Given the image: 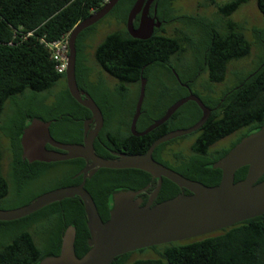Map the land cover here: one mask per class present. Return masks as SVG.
Segmentation results:
<instances>
[{"label": "trees", "instance_id": "trees-1", "mask_svg": "<svg viewBox=\"0 0 264 264\" xmlns=\"http://www.w3.org/2000/svg\"><path fill=\"white\" fill-rule=\"evenodd\" d=\"M133 1L117 0L106 14L113 15L123 27L110 31L93 47V59L108 75L117 80L111 94L115 93L121 98L130 95L132 90L129 86L139 85L140 78L145 80L144 88L153 81L161 85V89L155 92L160 109L151 118L143 120L138 126L141 129L152 119H157L168 105L185 94L184 88L171 73L170 85L163 84L164 81L158 77L161 69L168 70L172 67L177 71L181 82L188 78L172 62V57L183 51L184 38L177 37V28L173 34H166L164 26L168 22L182 21L190 29L191 25L199 28L202 33L199 64L204 60V71L209 84L204 89L208 93L196 90L193 84L189 86L204 105L210 108V113L197 130L158 144L151 157L189 179L208 186L215 185L219 182L221 171L212 164L241 138L264 123V34L260 29L253 28V33L259 40V62L242 74L233 85L214 95L211 83L224 78L227 63L249 53L251 42L245 37L241 25L229 17L247 0H230L221 5H215L213 0H209V5L216 6L213 20L201 14L175 17L169 2L156 0L157 15L165 22L159 28H154L152 34L145 39L130 36L125 28L126 15ZM102 3L104 0H0V131L8 140L10 182L16 174V166L23 162L19 151L21 130L32 118L49 121L48 131L57 141H81V119L88 116L89 111L68 93L64 81L65 73L55 70V62L44 42H51L68 34L76 23L99 8ZM256 6L264 19V0H256ZM94 25L81 30L75 38L74 74L78 86L85 87L97 104L101 105L100 99L89 89L90 83L85 81L89 67L83 68L81 64L86 58L83 39L90 34ZM183 36L187 37L185 33ZM194 73L195 69L189 78ZM99 83L102 84L101 80ZM56 85L58 88L54 90ZM92 89L97 90L98 87ZM137 94L138 87L133 98V107ZM167 94L170 96L166 97ZM50 97L51 100L47 102ZM146 104L147 100L144 98L142 107ZM64 112H69L71 117H66ZM200 114L198 106L193 101H187L167 120L143 135H133L120 127H112L114 114H107L105 125L93 141V150L104 158H113L110 151L143 153L159 135L172 129L190 126ZM231 134L234 137L227 145L210 148ZM192 135L194 138L188 153L171 150L168 156V145ZM71 161L76 167L83 164L82 158ZM33 164H46L47 168L50 165L41 161L25 163L27 166ZM246 169L247 166L236 169L233 180L242 179ZM42 172L45 171L41 170L39 173ZM17 174L19 177L22 173ZM70 174L64 173L60 178L50 176L45 186L35 192H26V182L12 188L8 178L1 172L0 146V208H13L48 189L75 184L77 179H73ZM263 179L264 172L257 181ZM155 183V178L140 169L98 168L91 179L86 180L85 188L104 221L109 215L107 196L112 190H135L148 184L147 191L140 194L144 199ZM180 192L189 193L162 177L154 203ZM67 225L74 227L73 248L75 255L80 257L89 248V234L83 206L77 196L51 202L17 219L0 220V264H35L46 255L58 254L61 235ZM147 249L153 250L156 256L129 260L133 252L130 251L115 256L109 264H264V213L200 237L144 247L134 252H144Z\"/></svg>", "mask_w": 264, "mask_h": 264}, {"label": "water", "instance_id": "water-1", "mask_svg": "<svg viewBox=\"0 0 264 264\" xmlns=\"http://www.w3.org/2000/svg\"><path fill=\"white\" fill-rule=\"evenodd\" d=\"M116 1H105L99 8L76 23L68 33V56L64 71L66 88L72 98L90 111V118L94 119L95 127L87 132L85 121L82 141L65 143L50 136L49 121L32 118L20 135V143L30 152L29 160L50 162L80 157L90 162L81 171L82 179L79 183L49 189L13 208H0V220L7 221L30 214L63 198L72 196L79 198L85 214L89 248L80 257L75 255L74 227L67 225L61 235L59 253L46 255L35 264H109L115 256L122 253L200 237L264 213V179L257 181L264 172V123L257 130L241 138L212 164L221 171L219 182L212 186L189 179L151 157L153 149L158 144L197 130L208 117L210 108L193 93L174 101L161 117L144 130L135 132L134 123L144 93V79L141 78L138 98L130 122L132 134L147 133L167 120L188 100L193 101L200 109L199 118L188 127L173 129L159 135L143 153L115 152L113 158H104L93 151L92 142L101 126L102 115L94 100L77 87L74 74V41L81 30L102 18ZM151 1H133L125 19V28L130 36L138 39L148 38L153 28L159 25L158 21L148 15L147 8ZM137 13H139L138 23L134 27L132 20ZM45 143L60 151L46 149ZM241 166H247L246 173L242 179L234 181V172ZM97 168L140 169L155 178L156 183L143 204L140 194L147 191L148 184L135 190L125 188L112 190L107 196L109 215L102 221L91 195L83 186L85 178ZM162 177L189 193L180 192L171 198L152 204V199L160 188Z\"/></svg>", "mask_w": 264, "mask_h": 264}, {"label": "rangeland", "instance_id": "rangeland-1", "mask_svg": "<svg viewBox=\"0 0 264 264\" xmlns=\"http://www.w3.org/2000/svg\"><path fill=\"white\" fill-rule=\"evenodd\" d=\"M213 1L215 2V5H221L230 0H213ZM215 5H209V0H173L172 15L178 17V16H187L191 14L193 15L201 14L213 20L215 18L213 15L215 14L216 11ZM229 17L235 23L241 25L245 37L251 42V47L249 53L245 57L240 58L238 60H232L227 63L226 72L223 80L221 82L213 84V90L215 91L216 94L217 93L220 94L223 89L233 85L242 74L252 69L259 62V55L261 54L259 47V40L255 37L253 33V28L260 29L264 34V19L261 13L257 9L256 0H247L245 3L239 5L238 8ZM118 27H123V24H118L115 17L111 14H108L102 17V19H100L94 25L93 31L89 35L90 38L88 39V47L86 48L85 53H86L87 63L89 66L92 67L91 75L93 76L92 80L94 81H97V79L94 76L96 74L95 71L98 70L99 67L95 63L92 56L93 47L98 42H100L107 33ZM164 29L166 34H173L176 29L177 37L184 38L182 42L184 49L179 55H175L172 57V62H173V66L180 73L182 72L184 73V76L189 77V75L193 72L194 68L191 67L190 70L187 71V73L183 71L184 70L183 68L190 66V64L193 65L194 60L197 58L196 56L197 54L193 52L192 48L195 46L193 44H196L197 41L201 42V36H202L201 31L198 30V28L197 29L193 28L192 26L190 29L187 26V24H185L182 21L172 22L169 25L167 24L164 26ZM183 33H185L187 37L183 36ZM185 37L188 39H185ZM104 76L107 79H109L112 83L115 82L107 74L105 75L104 73ZM158 77H160V79L164 81L163 84L170 85L172 82L170 75L168 74L166 75V72H164V70L163 71L161 70L159 72ZM207 85L209 84L207 78H205V74L203 73L197 78L195 89L201 90L203 88H206ZM112 86H114V84ZM130 87L132 92L130 93V95L125 96V98H121L117 94L112 93L111 103L115 113L113 116V121L111 123V126L114 128L120 127V129L122 128V130H125L124 122H126L131 115V111L133 109V98L136 95L138 85L132 84L130 85ZM160 89H161V85H158L156 81H153L152 83L146 85L144 88V96L147 102L152 101L154 97L153 93ZM49 99H51V97ZM49 99L47 100V102L49 101ZM233 137L234 134L226 136L220 139L219 141H217L216 143H214L210 148L218 147L221 145H227ZM193 138L194 136L192 135L190 137L178 139L172 144L168 145V151H167L168 156H170L169 152L171 150L172 151L181 150L183 153H188L189 145L193 140ZM0 146H1V172L5 176L7 172V162L9 161L10 153L8 149V140L1 133V131H0ZM154 256H156V253L151 249H147L144 252L133 251L129 256V260H133L136 258H144V257H154Z\"/></svg>", "mask_w": 264, "mask_h": 264}, {"label": "flooded vegetation", "instance_id": "flooded-vegetation-1", "mask_svg": "<svg viewBox=\"0 0 264 264\" xmlns=\"http://www.w3.org/2000/svg\"><path fill=\"white\" fill-rule=\"evenodd\" d=\"M172 1L173 0H166V2L168 3H170V5L172 6ZM132 5V4H131ZM200 7V6H199ZM147 11H148V15L149 16H151V17H153L154 18V20L155 21H158L159 22V25L157 26V27H154V28H159L160 26H161V24H162V22H165V20L164 19H160L159 17H158V15H157V1L156 0H152L151 2H150V4L148 5V8H147ZM109 12V11H108ZM107 12V13H108ZM106 13V14H107ZM105 14V15H106ZM104 15V16H105ZM103 16V17H104ZM138 17H139V13H137L136 15H135V17H134V19L132 20V23H133V26L134 27H136L137 26V23H138ZM100 19H102V18H100ZM99 19V20H100ZM98 20V21H99ZM98 21H96L95 23H93V24H96ZM172 22H174V21H172ZM172 22H168L167 24L169 25L170 23H172ZM166 24V25H167ZM192 26V25H191ZM194 27V26H193ZM154 28H153V30H154ZM196 29H197V27H195ZM198 30H199V28H198ZM93 31V30H92ZM91 31V32H92ZM90 32V33H91ZM153 32V31H152ZM198 32V31H197ZM89 35L90 34H88V35H86L85 37H84V39H83V43L85 44V47H84V53H85V51H86V48L88 47V39L90 38L89 37ZM201 38H202V36H201ZM193 45H195L192 49H193V52L195 53V54H197L196 56H197V58L194 60V62H193V65H191L190 64V66H187V67H185V68H183L184 70V72H186L187 73V71H189L190 70V68L192 67V68H194L195 69V73H194V76L193 77H191V78H186V81L185 82H181L180 81V79H179V77H178V74H177V71L175 70V69H173L172 67H170L168 70L167 69H161L162 71L164 70V72H166V75L168 74L169 75V73H171L173 76H174V78L177 80V82L184 88V90H185V94H183L182 96H180L179 98H182V97H184V96H187L189 93H193V94H195L194 92H193V89L189 86V84H193L194 85V87H195V84L197 83V78L200 76V75H202L203 73L205 74V78H207V73H206V71H204V66H205V62H204V60H203V62H202V64L200 65L199 64V59L201 58L200 57V50H202V44H201V42H199V41H197V43L196 44H193ZM201 46V47H200ZM86 55V54H85ZM200 57V58H199ZM82 66H83V68L84 67H89V70H87V72H86V74H85V81L86 82H88V83H90V90L93 92V94L95 95V96H97L99 99H100V104L101 105H99V104H97V102L95 101V99L90 95V93L86 90V88L84 87H79L78 86V84H77V81H76V78H75V81H76V84H77V87H78V89L79 90H82V91H84V92H86L93 100H94V102L97 104V106H98V108L100 109V112H101V115H102V122H101V126H100V128H99V130L97 131V133H96V135H95V137H94V139L97 137V135L99 134V132L101 131V129L103 128V126L105 125V116L107 115V114H114L115 113V111L113 110V107H112V103H111V97H112V94H111V91H112V89H113V84L115 85L116 83H117V80L116 79H114L113 77H111L110 75H108L101 67H99L98 68V70H96L95 72H96V74H95V78L97 79V81H94V80H92V78H93V76L91 75V73H92V67L91 66H89L88 65V63H87V59L85 58L83 61H82ZM104 73H105V75L107 74L109 77H111L115 82L114 83H112L109 79H107L105 76H104ZM141 79V78H140ZM99 80H101V82H102V84H100L99 83ZM223 80V79H222ZM221 80V81H222ZM64 81H65V78H64ZM145 81V80H144ZM221 81H219V82H221ZM214 83H218V82H213V83H211V87H212V89H213V84ZM100 84V85H99ZM139 84H140V82H139ZM66 85V84H65ZM95 86L96 87H98V89L96 90V89H92V88H95ZM55 87V90H57V88H58V85H56V86H54ZM197 87V86H196ZM129 88H131L130 86H129ZM96 90V91H95ZM225 89H223L222 91H224ZM138 91H139V85H138ZM201 91H205V92H203V93H208L207 91V89L205 90L204 88L203 89H201ZM156 92V91H155ZM155 92L153 93V95H154V97H153V100L152 101H150V102H147V104L144 106V108L142 107V104H143V101H144V98H145V96H144V93H143V98H142V101H141V105H140V108H139V113H138V115H137V118H136V120H135V123H134V131L135 132H140V131H142V130H144L148 125H150L154 120H157L159 117H161L162 116V114L165 112V110L167 109V107L168 106H170V105H168L165 109H164V111L162 112V114L157 118V119H152V121L149 123V124H147V125H145L144 127H142L141 129H138V126H140V124L143 122V120L144 119H147V118H151L152 117V114L153 113H155L157 110H159L160 109V103L159 102H157V99H156V95H155ZM69 93V92H68ZM214 95H218V93L216 94L215 93V91H214ZM71 96V95H70ZM170 95L169 94H167L166 95V97H169ZM72 97V96H71ZM125 98V97H124ZM137 98H138V94H137V96H136V100H135V103H134V107H133V111L131 112V115H130V117H129V119H128V121H126V122H124V129L125 130H127V131H129L130 133H131V130H130V122H131V118H132V115H133V113H134V110H135V104H136V101H137ZM178 98V99H179ZM74 99V98H73ZM49 100H51V99H49ZM75 100V99H74ZM177 100V99H176ZM175 100V101H176ZM76 101V100H75ZM188 101H190V100H188ZM187 102V101H186ZM185 103V102H184ZM87 109V108H86ZM88 110V109H87ZM89 111V110H88ZM174 113V112H173ZM172 113V114H173ZM64 114H65V116L66 117H68V118H70L71 117V115H70V113L69 112H64ZM171 114V115H172ZM170 115V116H171ZM169 116V117H170ZM91 117V114H90V111H89V115L88 116H85V117H82V121H81V141H82V137H83V123L86 121L87 122V132L88 131H90V130H92L94 127H95V121H94V119H91L90 118ZM73 119H76V118H74L73 117ZM29 123V122H28ZM49 126V125H48ZM25 127V126H24ZM23 127V128H24ZM22 128V129H23ZM177 129V128H176ZM173 130V129H172ZM170 131V130H169ZM21 132H22V130H21ZM50 134V133H49ZM132 134V133H131ZM134 135V134H133ZM187 135V134H186ZM51 136V135H50ZM52 137V136H51ZM180 137V136H179ZM176 138V137H175ZM94 139H93V141H94ZM173 139V138H172ZM171 140V139H170ZM80 141V142H81ZM169 141V140H168ZM79 142V143H80ZM166 142V141H165ZM92 145H93V142H92ZM44 147L46 148V149H50V150H57V151H60V150H58V149H56V148H54V147H52L51 145H49L48 143H45L44 144ZM20 159H21V161H23L22 162V164H20V165H17L16 166V174L13 176L14 177V180H13V177H12V179H11V182H10V177H9V175H8V172H9V161L7 162V172H6V175H5V177L6 178H8V180H9V182H10V185L12 186V188L13 187H15L16 185H23V184H25V182H26V187H27V190H26V192H29L28 190H30V191H32V192H35V191H38V190H40L41 188H43L44 186H45V184H46V182H47V180H49L48 178L51 176H53V177H57V178H60V176L62 175V174H64V173H71L70 174V176L73 178V179H77V182L75 183V184H77V183H79L80 181H81V179H82V173H81V171L83 170V169H85L89 164H90V162L88 161V160H86V159H83V164L81 165V166H79V167H76L77 165L73 162V161H71L72 159H74V158H69V159H64V160H56V161H50V162H45V161H41V160H29L28 158H29V156H30V152H29V150H27V148L26 147H24V145H22L21 143H20ZM94 151V150H93ZM110 153L113 155V157L115 156L114 155V153L115 152H113V151H110ZM78 158H80V157H78ZM34 161H41V162H44V163H49L50 165L48 166V168H47V166H46V164H45V166H43V165H36V164H33V165H30V166H27V165H25V163L27 162V163H32V162H34ZM47 168V169H46ZM98 169V168H97ZM96 169V170H97ZM41 170H44L45 172H42V173H39ZM96 170L90 175V176H88V177H86L85 178V180H84V188H85V184H86V180L87 179H91V177L93 176V174L96 172ZM22 173V174H19L20 176L19 177H17V173ZM14 181H15V183H14ZM24 187V186H23ZM20 188H22V187H20ZM86 189V188H85ZM49 190V189H48ZM151 191V190H150ZM150 191H148L147 193H146V196H145V198L143 199L142 198V201H141V204H143V203H145L146 202V200H147V196H148V193L150 192ZM182 191V190H181ZM44 192V191H43ZM42 193V192H41ZM38 194H40V193H38ZM38 194H36V195H38ZM35 195V196H36ZM34 196V197H35ZM157 196V195H156ZM156 196L152 199V204L154 203V201H155V199H156ZM142 197V196H141ZM213 233V232H212Z\"/></svg>", "mask_w": 264, "mask_h": 264}, {"label": "built area", "instance_id": "built-area-1", "mask_svg": "<svg viewBox=\"0 0 264 264\" xmlns=\"http://www.w3.org/2000/svg\"><path fill=\"white\" fill-rule=\"evenodd\" d=\"M107 0H104V2ZM68 34H64L58 39L51 42H44V45L50 52V57L54 60V68L57 72H64L67 63L68 56V45H67Z\"/></svg>", "mask_w": 264, "mask_h": 264}]
</instances>
